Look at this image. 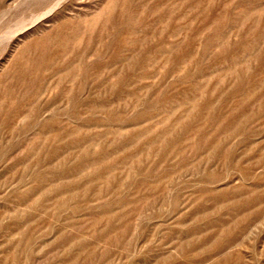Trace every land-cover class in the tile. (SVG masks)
Listing matches in <instances>:
<instances>
[{
    "label": "rangeland",
    "instance_id": "1",
    "mask_svg": "<svg viewBox=\"0 0 264 264\" xmlns=\"http://www.w3.org/2000/svg\"><path fill=\"white\" fill-rule=\"evenodd\" d=\"M0 264H264V0H0Z\"/></svg>",
    "mask_w": 264,
    "mask_h": 264
}]
</instances>
